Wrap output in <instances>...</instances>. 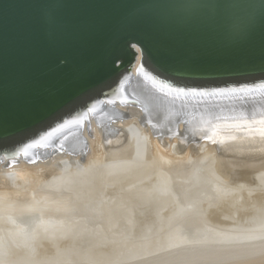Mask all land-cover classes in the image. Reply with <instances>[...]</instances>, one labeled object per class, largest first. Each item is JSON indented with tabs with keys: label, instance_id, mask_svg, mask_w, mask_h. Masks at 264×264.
<instances>
[{
	"label": "water",
	"instance_id": "water-1",
	"mask_svg": "<svg viewBox=\"0 0 264 264\" xmlns=\"http://www.w3.org/2000/svg\"><path fill=\"white\" fill-rule=\"evenodd\" d=\"M261 84L264 0H0V165L6 167L65 154L84 160L83 132H91V121L106 134L128 116L122 108L139 109L141 120L162 133L182 123L191 134L230 117L251 123L264 116ZM29 144L27 155L18 151ZM133 152L134 163L119 165L107 189L151 171L141 162L149 154L146 141L138 139ZM202 173L203 166L184 189L189 204L169 224L176 232L170 242L186 241L173 245L180 251L210 250L187 244L210 233L195 239L190 228L204 216L197 203L207 193L197 191L210 183ZM170 178L151 194L172 193L177 207L183 188ZM29 219L34 215L14 225L26 227ZM44 235L4 249V263L15 251L34 249V256Z\"/></svg>",
	"mask_w": 264,
	"mask_h": 264
},
{
	"label": "bare ground",
	"instance_id": "bare-ground-1",
	"mask_svg": "<svg viewBox=\"0 0 264 264\" xmlns=\"http://www.w3.org/2000/svg\"><path fill=\"white\" fill-rule=\"evenodd\" d=\"M122 110L128 113V116L117 121L106 134L94 120L91 121V132L88 133L86 130L83 132V138L87 143L84 160H81V155L72 157L65 154L36 164H28L21 159L13 166L0 165V264H5L2 249L15 246L23 248L31 236L40 234H45L44 237H38L43 249L39 250L38 247L37 250L40 252L36 256L30 255L29 248L21 253L15 251L12 253L13 260L9 263L95 264L87 259V256L62 262L58 260L60 247L62 249V246L73 244L82 247L90 245L93 251L104 246L106 249L121 247L122 244L114 241L112 234L117 221L111 219L113 213L120 211V206L113 208L109 201L99 199L93 201L92 194L99 184L101 174L106 172L109 176V173L113 174L117 171L119 165L134 163L133 149L138 139L142 142L146 141L149 152L141 161L142 165L152 168V173H158L161 177L160 183L155 184L156 188L161 186L163 179L166 182L173 173V179L175 178L178 183L181 181L180 186L183 190L177 193L182 204L177 202L176 207L172 193L168 197H162L155 191L153 196L147 193L146 196L140 195L145 191L150 193L147 185L149 181L144 171L132 182L126 180L129 187L126 192L139 195L138 201L143 206L144 213L140 217L141 223L138 228L139 241L131 247L133 248L130 252L131 256L125 261L111 264H264V232L252 233L257 229L260 231L262 227L264 229V221L246 220V222L251 221V226L240 221V224L247 226L243 228L237 224L242 229L231 226L236 222H228L224 227L222 223L210 224L207 207L200 208L204 211L203 218H198L201 224L198 227L191 225L190 228L194 231L195 239H199L208 231H210L209 236L199 241H187V244L194 248L203 245L202 247H210V250L193 253L192 249L184 252L173 247L182 241L170 242L176 232H169L171 230L169 224L174 220L175 215L186 209V205L189 204V201L185 200L184 189L195 181L194 174L199 167L203 166L202 177L211 185H208L209 188L206 190L202 186V189L200 187L197 191V193H207L201 194L198 203L196 201L199 206L205 203L204 206L210 205L208 201L214 197H222L226 200L232 194L264 193L260 186H264V139L258 133L250 131L257 128L258 124H254L253 121L247 122L239 116L233 119L227 118L210 126L202 125L199 130L191 134L184 131L182 123L176 127V130L162 133L161 128H157L158 125L141 120L142 112L139 109L129 107ZM261 118L262 116H254V121H259ZM210 169L216 180L209 177ZM170 179L172 180V177ZM197 180L201 183L199 179ZM122 185L125 186V183ZM222 187L229 189L222 190ZM105 205L109 206L111 212L108 213L110 215L108 219L105 218L103 211ZM95 206L98 208L95 209ZM169 208L171 212L164 224L168 229L166 236L162 241L151 244L157 250L155 254H147L146 249L150 246L148 238L151 236L147 228L154 223H160L161 214ZM31 214L34 215L35 220L31 222L29 219L28 226L14 225H17L18 217ZM198 220H194V223ZM125 223L126 229L130 231L132 222L127 218ZM58 226L64 231H60ZM62 235L64 237L58 239ZM185 242L184 240L182 243ZM128 247L125 252H129ZM167 247L170 251L165 250ZM74 249L76 251V248Z\"/></svg>",
	"mask_w": 264,
	"mask_h": 264
},
{
	"label": "rangeland",
	"instance_id": "rangeland-1",
	"mask_svg": "<svg viewBox=\"0 0 264 264\" xmlns=\"http://www.w3.org/2000/svg\"><path fill=\"white\" fill-rule=\"evenodd\" d=\"M144 174H146V178H148V181H149L148 183L150 184L149 185L147 183V185L150 188V190H149L150 193L148 191H145V193H141L140 195L146 196V193H147L150 196V195H152L151 191H153V189L156 188L155 184L160 183L161 177H159L158 173H152V171L146 172L144 170ZM105 175L108 176V174L105 172V173L101 174V176L99 177V184L96 186L97 187L96 190L94 189L95 191H94V194H92V198H93V201H95V199H99L101 201H109L110 206L113 208H117L118 206H120V209H119L120 211L113 213L111 219H114L117 221L116 224L114 225L116 232L114 231V233H112V234H113L114 241H117L118 243L122 244L121 247L115 246V248H113V249L112 248L106 249V247L104 245H100V246H104V247H102V248L100 247V249H98L99 248L98 247L97 249H95L93 251V249H91L90 245H83V247L77 246V244H73L74 246L73 245L62 246V249L60 247L58 260H60L62 262H68V260H71V259L77 260V259H80V257L82 258V257L87 256V259H90L95 264H97V263H99V264H106V263L111 264V263L118 262V261H125L127 258H129L131 256L130 252L133 250V248H131V247L134 246L133 244H136L135 243L136 241H139V240H137L138 228H139V225L141 223L140 217L144 213V208H143V206L140 205V201H138L139 195L136 196L137 194H135V193H129L128 194L126 191L129 189L127 182H129V181L132 182L135 178H137V176L134 178H131L130 180H127V182L124 181L125 186L122 185L123 183H119V186L112 185V187H109V189H107V186L113 184L114 181H112L113 179H111V177H109L110 173L108 176L109 178L106 177ZM154 177H156V179ZM135 184H136V182H135ZM223 189L227 190V189H229V187L228 188L222 187V190ZM216 198L214 197L212 200L208 201L212 205V206L207 205L210 207L204 206L206 203L205 204L199 203L200 208L206 209V207H207V209H208V222L210 224L214 223V224H220L221 225V223H222V226L225 227L228 222L229 223H235L236 222L235 225L232 224L231 226L237 227L242 221H244V223H245L246 220H248V219H250L253 222L254 221H256V222L257 221H264V193L259 192L256 194H249V193L243 192L240 194L229 195L226 200H224L222 197H216ZM97 208L98 207L95 206V209H97ZM109 209H110L109 206L105 205V209L103 210L105 212V215H106L105 218H107V219L110 218L109 214H111ZM107 211H109V212H107ZM169 212H171L170 208L166 209L161 214L162 218L159 220L160 223H154L153 226H151V225L148 226L147 231L149 232V234H151V236H150V238H148L150 241V246H148V248L146 249V251H148L147 254H150V253L155 254V252L157 250H155V248L152 246V245H154L153 243L158 242V241H162L165 238L168 229L165 228L164 224L166 223L167 218L169 217ZM233 217H235V219H233ZM127 218L132 222V224H131L132 229L130 231H128L126 229V225H125L126 224L125 220ZM251 221H247L245 224L246 225L250 224L249 226H251V224H252ZM248 222H250V223H248ZM245 224L242 223L239 226H241L243 228H247V226H245ZM123 225H125V226H123ZM239 226L237 228L242 229ZM111 230H110V232H111ZM256 231H258V229ZM256 231H253L252 233L256 234V233L264 232V229L262 227V229L260 228V231H258V232H256ZM76 242H78V241H76ZM75 245L77 247H79V249ZM128 245H131V246L128 247ZM42 246H43L42 244H40V246H38L39 250L43 249ZM97 246H99V245H96V247ZM87 247H88V249H87ZM127 247H128L129 252L124 251ZM71 248H72V250H71ZM74 248H76V251ZM149 248H151V249H149ZM65 249L67 251H65ZM68 249H69V251H68ZM84 249H87V251ZM39 250L36 251L35 256H36V254H38L40 252ZM1 251L3 252V249ZM33 251H34V249L30 250V255L34 254ZM55 251H57V250H55ZM80 253H81V255H80ZM83 253H84V255H83ZM68 254H69V256H68ZM53 257H55V256H53ZM77 257H79V258H77Z\"/></svg>",
	"mask_w": 264,
	"mask_h": 264
},
{
	"label": "snow or ice",
	"instance_id": "snow-or-ice-1",
	"mask_svg": "<svg viewBox=\"0 0 264 264\" xmlns=\"http://www.w3.org/2000/svg\"><path fill=\"white\" fill-rule=\"evenodd\" d=\"M260 91L264 92V84H261L260 86ZM254 124H258V127L255 129H250V131H254L256 133L259 134V136L264 139V117H262L259 121H253ZM43 139V138H42ZM213 143H215V141L213 140ZM32 144L27 145L24 148L19 149V152H23L24 155H27V148L32 147Z\"/></svg>",
	"mask_w": 264,
	"mask_h": 264
}]
</instances>
